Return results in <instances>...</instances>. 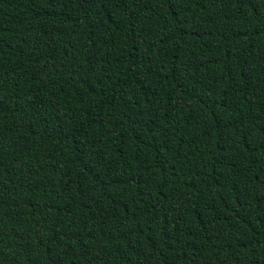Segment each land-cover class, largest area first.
<instances>
[{
    "label": "trees",
    "instance_id": "16d2710c",
    "mask_svg": "<svg viewBox=\"0 0 264 264\" xmlns=\"http://www.w3.org/2000/svg\"><path fill=\"white\" fill-rule=\"evenodd\" d=\"M0 264H264V0H0Z\"/></svg>",
    "mask_w": 264,
    "mask_h": 264
}]
</instances>
